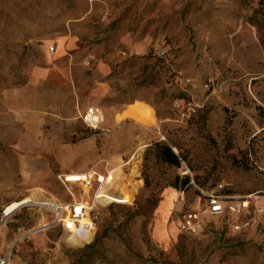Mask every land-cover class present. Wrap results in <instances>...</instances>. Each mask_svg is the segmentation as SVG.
Wrapping results in <instances>:
<instances>
[{
	"label": "rangeland",
	"instance_id": "374dc122",
	"mask_svg": "<svg viewBox=\"0 0 264 264\" xmlns=\"http://www.w3.org/2000/svg\"><path fill=\"white\" fill-rule=\"evenodd\" d=\"M260 5V0H0L1 99L4 90L30 84L32 71L45 63L44 47L53 56L62 37L72 34L77 39L76 48L62 54L59 71L50 73V87L57 90L45 107L37 137L51 144L39 153L46 162L40 178L20 172L13 147L20 127L0 113V264H264V214L253 213L255 205L264 206ZM23 43L31 50L21 54ZM164 49L170 54V82L163 86L168 88L139 86L143 76L136 75L148 54L159 56ZM209 78L212 85L207 89L204 82ZM42 87L33 86L45 96L49 90ZM178 92L185 98L177 107L172 95ZM143 99L154 104L156 121L148 109L151 126L116 120L130 103ZM188 103L194 104V111L187 110ZM203 105L210 111L201 126L195 121ZM2 106L0 100L1 110ZM90 107L101 113L97 126L83 118ZM254 137L248 161L232 163ZM155 139L171 145L177 141L190 152L195 169L183 165L176 172L191 179L201 175L204 166L209 168V161L217 162L220 186L206 190L192 180L183 202L181 191L165 187V177L174 170L150 166L151 186L146 188L143 153ZM53 151L69 158L58 163ZM206 156L207 165L201 161ZM35 159L26 156V167L38 172L43 168ZM71 168L105 177L113 170L116 184H123L118 195L129 199L126 189L131 188L137 207L151 195L158 197V205L148 217L132 218L131 210L116 208L101 213L97 233L103 244L84 251L82 237L45 226L52 214L38 204L48 199L72 201L62 175ZM80 185L71 189L76 198ZM227 188L232 199L249 202L242 219H251L252 225L246 230L235 231L231 217H206L196 234L177 228V217L192 206L196 191L206 195ZM253 188L258 190L250 193ZM38 189L43 190L40 196ZM29 196L31 202L3 215L8 204Z\"/></svg>",
	"mask_w": 264,
	"mask_h": 264
},
{
	"label": "crops",
	"instance_id": "0c3cea01",
	"mask_svg": "<svg viewBox=\"0 0 264 264\" xmlns=\"http://www.w3.org/2000/svg\"><path fill=\"white\" fill-rule=\"evenodd\" d=\"M75 40L77 39L72 34H68V36L62 37L57 43V49L53 56L47 52V47H44L45 63L41 66H37L32 71V75L29 80L30 84L18 88L4 90L2 92V99L0 98L3 104L2 110L0 109V113L4 111L3 113L5 114V116L9 117L10 120L12 119L10 123L12 122V124L20 127V135L16 137V140L13 144V147L18 150L17 155L20 172L30 174L32 177L35 176V174H38L37 178H40L46 173V162H42L39 159L41 157L39 153H41L51 145L42 144L40 140L41 138H37L39 134L41 135V128L44 124V117L46 115L45 107L48 101L49 103L51 102L52 93L57 90V87L55 86L53 88L50 87V73L54 69L59 71V65L61 64L60 58L62 57V54L68 49L76 48L77 41ZM33 86H43L45 88L47 86V89L49 91H47V94L45 96H40V93H36V90L33 88ZM31 87L34 90L31 89ZM42 92H44V90H42ZM90 109H92L91 116L94 115L97 119L99 118L98 122L94 123L95 125L93 124L91 126H97L102 120L101 113L97 109ZM87 111L83 113V118L86 115ZM122 119H130L146 127L151 126V124L153 123L148 109L130 104L121 113L116 115L117 121H121ZM21 149L26 150H24V152H21ZM30 155L36 157V164L42 165L43 169H39L37 172L35 167H26L25 158L26 156ZM53 157L58 163H61V161L63 162V159L69 158H64L60 155H57V153H55L54 151ZM85 172L86 171L83 168H71L68 170V173H63V185L65 186L66 190L73 196V199L71 202H62L57 199L56 201L64 205L80 203L83 206H94V208H96L99 205L101 206L108 204L109 201L113 199L114 195L121 191V186L123 184H116V181L113 179L114 177L112 175L113 170H111L108 172V175L111 176L110 180L106 179L105 176L101 177L104 181L101 189H98V184L94 182L90 190H85L81 187V189L79 190V196L76 198L71 189L75 188L74 185L80 184V182L76 180L81 179V176L79 175L84 174ZM96 174L103 176L102 174ZM30 175L28 176L30 177ZM136 181H138L137 186L139 187L140 180ZM126 192L127 194H131V196L133 195L131 188H127Z\"/></svg>",
	"mask_w": 264,
	"mask_h": 264
},
{
	"label": "trees",
	"instance_id": "16d2710c",
	"mask_svg": "<svg viewBox=\"0 0 264 264\" xmlns=\"http://www.w3.org/2000/svg\"><path fill=\"white\" fill-rule=\"evenodd\" d=\"M260 4H261L260 6H264V0H260ZM19 49L22 50L21 54H23L24 52H26V50H29V49L31 50V45L23 43L19 45ZM19 49H17L16 52H18ZM168 58L170 59V54L168 53L167 50L165 51V49L163 51V54L159 56L157 54H152V53L148 54V61H146L142 65L139 71V74L136 75V77H139L141 75L143 76V78H141V80L138 81V85L141 87H145V86L154 87V88L160 87L161 91H163L165 88H168V87H163L169 84L170 82L168 72L171 70V64L169 61H167ZM114 70H115V67L113 68V71ZM26 81L27 80L24 79L20 84H24ZM172 97H173V100H175V102L184 101L185 95L182 92H178L172 95ZM130 104L139 105L141 107H145L149 109L150 115L156 121L153 111L151 109V106H154V104L151 101L147 99H143L141 101H134ZM93 109L99 110L98 108H93ZM223 109L226 110L225 108ZM209 111H210V108L207 107L206 105H203L199 110H197V117H196L195 122L201 126H204L207 123ZM260 133L262 137H264V125H261ZM255 140L256 138L254 137L251 140V142H249L248 148H246L241 153L240 157H238L236 161L235 162L233 161L232 163L236 165H242L243 162L244 163L247 162L249 156L252 154L251 152L253 150V146H255V142H256ZM173 147L176 149V151L174 150ZM206 158L207 156L202 157L201 161L205 162L204 164L207 165L206 163L207 161H205ZM209 162L212 163L209 168L204 166L202 169L203 170L202 174L196 175L193 179H191L188 175H182L176 172L183 165L186 166L188 169H192V170L195 169V166H196L195 158L190 155V152L187 149H184L183 147H181V145L177 141H174L173 145H171L168 141H161V140L155 139L146 146L144 153H143L142 179L144 182V186L146 188L151 186V179L148 173V169L150 168V166H153L156 168L163 167V168L173 169L174 172L166 176L164 179L165 187H170V188H173L175 190H178L184 193L186 189L191 187L192 180H194V182H196L197 185L201 188H206L207 186L206 190L214 188L216 186H220L221 183L219 182H222L220 181L221 178L217 179V177L219 176V174L217 173L218 172L217 169H219L220 167L217 165V162L215 163H213V161H209ZM257 190H258L257 188H253L250 190V193H254ZM218 192L220 193H215V194L227 196L229 197V199H232V196L230 195L231 194L230 189L228 188L225 190L221 189ZM196 194H197L196 195L197 197L206 196L204 195V193L203 194L199 193V191H196ZM205 194H208V193H205ZM158 202H159L158 197L151 195L145 199L144 203L141 206L137 207V204L135 202V195H132L129 199H126L124 196L117 194L115 199L112 200L109 204L97 206L96 208L93 209V212L97 215V222H96L97 229H98V223H99L98 219L101 213H105V212H108L109 210L111 211L114 208H116V209L131 210L132 218H135L137 216L148 217L155 210V208L158 205ZM225 218L229 219L230 216L226 215ZM53 227H58L59 229L66 232V229H64L63 226L60 224H54ZM97 229L93 236L83 241L84 251L92 250L93 247L99 244L101 245L103 244L102 243L103 236L100 233H97ZM73 249L78 250L79 248L74 247ZM95 253L100 254L101 251L98 250V251H95ZM88 257H91V256H88Z\"/></svg>",
	"mask_w": 264,
	"mask_h": 264
},
{
	"label": "built area",
	"instance_id": "2783aa9c",
	"mask_svg": "<svg viewBox=\"0 0 264 264\" xmlns=\"http://www.w3.org/2000/svg\"><path fill=\"white\" fill-rule=\"evenodd\" d=\"M49 49L52 51L53 47L50 46ZM187 82H189V79H187ZM211 85V78L204 82V87L207 89ZM175 105L178 107L180 105L179 101H176ZM187 110L194 111V104L188 103ZM91 114L92 109H88L86 115L84 116L85 120L97 123L98 119L94 115L91 116ZM91 118H93V121ZM80 176L81 180L79 182L81 183L82 189L90 190L94 182L98 184V189L102 188L104 181L101 177L104 176L97 175L95 172L91 171L85 172ZM112 200H110L109 203ZM180 200L183 202L185 201L183 192L180 193ZM248 203V200L229 199L227 196L208 193L205 197H197L191 207L182 211L177 217L176 225L181 232L196 234L201 229L204 218L225 217L226 215H229L233 219L232 228L235 231H243L252 225L251 219H242L248 211ZM38 204L43 207H47L52 214L51 221L45 226L60 224L64 229H66V231L72 234L74 233L77 237H79L77 235V230L80 229L86 233L82 241L93 236L96 232L97 215L93 212L94 206H83L80 203L64 205L56 200L50 199L47 201H40ZM253 213L264 214V206L255 205ZM70 222L72 223L71 225H69Z\"/></svg>",
	"mask_w": 264,
	"mask_h": 264
},
{
	"label": "bare ground",
	"instance_id": "6f19581e",
	"mask_svg": "<svg viewBox=\"0 0 264 264\" xmlns=\"http://www.w3.org/2000/svg\"><path fill=\"white\" fill-rule=\"evenodd\" d=\"M94 113V112H93ZM96 114V113H95ZM99 119V118H98ZM91 120L93 121V118H91ZM139 152V151H138ZM82 175V174H81ZM80 176V175H79ZM110 177L111 176H107V178L106 179H108V180H110ZM81 179H79V180H76V181H80ZM125 189V188H124ZM38 191V193H39V196L41 195V192L43 191H41V190H37ZM123 192V191H122ZM124 193V192H123ZM33 196V195H32ZM34 196H36V195H34ZM38 196V195H37ZM45 197V196H44ZM38 200V199H37ZM32 201V198L29 196V197H25L24 199H22V200H20V201H14V202H11L10 204H8L5 208H4V212H3V214L5 215V216H8V215H10L11 213H13L16 209H18L20 206H22V205H24V204H26V203H28V202H31ZM39 201V200H38ZM40 202V201H39ZM72 223L70 222L69 223V225H71ZM83 232L82 230H80V229H78L77 230V232ZM85 233V232H84ZM86 234V233H85ZM84 238L85 237V235H79V238Z\"/></svg>",
	"mask_w": 264,
	"mask_h": 264
}]
</instances>
